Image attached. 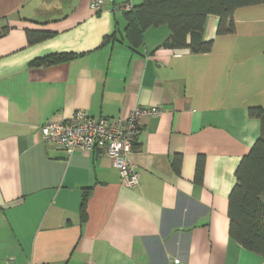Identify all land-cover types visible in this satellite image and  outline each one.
Instances as JSON below:
<instances>
[{"label":"crops","instance_id":"1","mask_svg":"<svg viewBox=\"0 0 264 264\" xmlns=\"http://www.w3.org/2000/svg\"><path fill=\"white\" fill-rule=\"evenodd\" d=\"M90 1L0 0L10 27L0 37V264H264L230 237L228 214L236 169L264 140V4L237 9L234 34L218 35L210 15L213 48L194 54L163 46L166 25L129 45L122 5L142 0H105L98 12ZM26 30L52 36L31 45ZM52 54L75 57L31 65ZM137 106L163 113L141 119L135 188L102 152L69 155L39 130L78 110L114 119Z\"/></svg>","mask_w":264,"mask_h":264},{"label":"trees","instance_id":"2","mask_svg":"<svg viewBox=\"0 0 264 264\" xmlns=\"http://www.w3.org/2000/svg\"><path fill=\"white\" fill-rule=\"evenodd\" d=\"M264 4V0H142L141 4L125 11L127 27L125 39L129 45L139 48L147 29L166 25L170 38L163 44L170 49H189L194 54L211 52L213 41L204 39L205 24L210 15L218 16V35L235 33L234 13L237 9ZM123 6V5H122ZM0 37L10 31L8 24L1 27ZM28 43L35 44L52 36L50 32L26 30ZM114 33L103 44L116 41ZM73 54H52L34 60L33 66H46L72 60ZM260 109H251V115H260ZM180 157L173 162L180 171ZM202 157L198 160L197 176L202 170ZM236 183L229 195V235L246 250L264 258V140H258L243 157L236 169ZM89 191L83 192L82 220L86 219V202Z\"/></svg>","mask_w":264,"mask_h":264},{"label":"built area","instance_id":"3","mask_svg":"<svg viewBox=\"0 0 264 264\" xmlns=\"http://www.w3.org/2000/svg\"><path fill=\"white\" fill-rule=\"evenodd\" d=\"M105 0H91L90 8L100 11ZM130 3L122 6L124 11L132 9ZM161 107L133 108L126 116L118 118H95L86 111L78 110L64 122H48L40 127L43 140L52 143L71 155L76 150L84 154L102 152L112 161L119 172L124 186L135 188L139 185L140 176L130 155L140 136V123L143 117L160 116Z\"/></svg>","mask_w":264,"mask_h":264}]
</instances>
